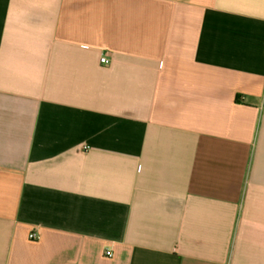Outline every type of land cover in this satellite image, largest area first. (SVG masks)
<instances>
[{
  "label": "crops",
  "instance_id": "crops-1",
  "mask_svg": "<svg viewBox=\"0 0 264 264\" xmlns=\"http://www.w3.org/2000/svg\"><path fill=\"white\" fill-rule=\"evenodd\" d=\"M0 264H264V0H0Z\"/></svg>",
  "mask_w": 264,
  "mask_h": 264
},
{
  "label": "built area",
  "instance_id": "built-area-1",
  "mask_svg": "<svg viewBox=\"0 0 264 264\" xmlns=\"http://www.w3.org/2000/svg\"><path fill=\"white\" fill-rule=\"evenodd\" d=\"M101 61L104 64H109L110 63V59L107 56H103L101 58ZM29 236H30L31 239H37V237H38L37 234H36V232H31ZM107 255L108 256H111V253L110 252H107Z\"/></svg>",
  "mask_w": 264,
  "mask_h": 264
}]
</instances>
